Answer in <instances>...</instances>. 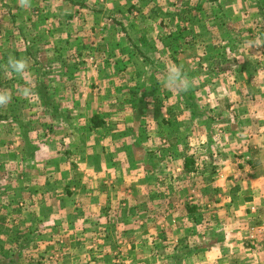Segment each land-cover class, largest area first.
I'll use <instances>...</instances> for the list:
<instances>
[{"label": "rangeland", "instance_id": "rangeland-1", "mask_svg": "<svg viewBox=\"0 0 264 264\" xmlns=\"http://www.w3.org/2000/svg\"><path fill=\"white\" fill-rule=\"evenodd\" d=\"M257 39L264 0H0V264H256L226 210L264 179Z\"/></svg>", "mask_w": 264, "mask_h": 264}, {"label": "crops", "instance_id": "crops-1", "mask_svg": "<svg viewBox=\"0 0 264 264\" xmlns=\"http://www.w3.org/2000/svg\"><path fill=\"white\" fill-rule=\"evenodd\" d=\"M258 175L259 174H257V176ZM262 185L256 188V190L258 189L257 191L251 190L248 192V194L252 197L244 198L246 205L245 208H239L234 205L235 203H232V207L226 210L228 211L229 215L226 225V228H228L230 231V234L228 233V235L235 240L234 244H237V246H242V248L246 251L250 249V251L254 250L259 252L257 260L254 261L256 264H264V188H262L264 187V179ZM237 223L241 225V227H246V229H244V233H242L243 231H240V229L237 228ZM240 237H246V240L241 242L242 238ZM238 240H240V244ZM213 255L215 258V264L222 263L221 261H225L226 259L228 260L229 264H236L242 261L234 254H229L225 256V258L220 257L215 253ZM248 255L249 254H247V256ZM243 261L246 263H253L251 262L250 258L243 259Z\"/></svg>", "mask_w": 264, "mask_h": 264}, {"label": "clouds", "instance_id": "clouds-1", "mask_svg": "<svg viewBox=\"0 0 264 264\" xmlns=\"http://www.w3.org/2000/svg\"><path fill=\"white\" fill-rule=\"evenodd\" d=\"M21 7L29 6V0H20ZM264 45V39L252 40L248 43L249 48ZM29 71V63L24 57L10 55L7 59V72L10 76H23ZM163 85L166 89L174 91L176 96L186 92L192 85L191 80L186 76L183 66L179 64L168 65L164 71ZM27 96L31 92L30 87L21 89ZM12 93L7 89H0V108L12 101Z\"/></svg>", "mask_w": 264, "mask_h": 264}]
</instances>
